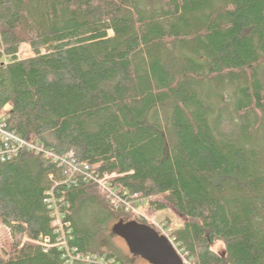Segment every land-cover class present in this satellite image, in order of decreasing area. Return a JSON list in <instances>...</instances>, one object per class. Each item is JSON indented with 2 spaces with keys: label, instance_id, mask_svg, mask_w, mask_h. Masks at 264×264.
<instances>
[{
  "label": "trees",
  "instance_id": "16d2710c",
  "mask_svg": "<svg viewBox=\"0 0 264 264\" xmlns=\"http://www.w3.org/2000/svg\"><path fill=\"white\" fill-rule=\"evenodd\" d=\"M0 116L119 175L112 190L140 195L148 215L169 211L191 264H264V0H0ZM66 173L33 151L0 162V264H64L59 248L23 244L56 241L54 187L69 245L128 264L112 227L148 222Z\"/></svg>",
  "mask_w": 264,
  "mask_h": 264
},
{
  "label": "built area",
  "instance_id": "2783aa9c",
  "mask_svg": "<svg viewBox=\"0 0 264 264\" xmlns=\"http://www.w3.org/2000/svg\"><path fill=\"white\" fill-rule=\"evenodd\" d=\"M5 123L6 121L3 116H0V162L11 160L22 151H33L37 154H42L46 158L52 159L54 162H58L61 166L67 167V181L72 179L75 174L82 172L86 175L87 179L94 181L107 192L110 200L116 207L124 205L127 211L135 212L140 210V208H137L133 204V202L140 199V195H130L127 192H124L123 195H120L116 191L112 190L110 181L119 175L105 174L100 176L91 168L89 164L76 163L72 159L73 154L70 153L65 157L54 155L52 152L45 150L34 142L26 140L16 133L7 130ZM49 178L50 180L54 179L52 175ZM55 188L56 187L52 188L46 193L45 203L50 213L51 228L53 230L54 236L56 237V241L51 242L49 238L31 239L25 236L23 244H36L41 246L45 251L53 247L59 248L63 252L64 264H122L116 258L110 257L108 255L82 254L77 250V248H72L69 245V240L72 239L71 229L70 223L65 220L66 215L64 212V209L68 207V204L62 198H59L56 195ZM154 226V230H156L160 236L166 238L169 241L174 250L182 259L183 263L191 264V261L187 256V252L180 247L173 236V232L177 228L173 224H168L164 221L156 222Z\"/></svg>",
  "mask_w": 264,
  "mask_h": 264
},
{
  "label": "water",
  "instance_id": "95a60500",
  "mask_svg": "<svg viewBox=\"0 0 264 264\" xmlns=\"http://www.w3.org/2000/svg\"><path fill=\"white\" fill-rule=\"evenodd\" d=\"M112 232L125 240L133 256L149 264H184L169 241L146 224L120 220L113 225Z\"/></svg>",
  "mask_w": 264,
  "mask_h": 264
},
{
  "label": "rangeland",
  "instance_id": "374dc122",
  "mask_svg": "<svg viewBox=\"0 0 264 264\" xmlns=\"http://www.w3.org/2000/svg\"><path fill=\"white\" fill-rule=\"evenodd\" d=\"M110 34L112 35V32ZM18 55H19L20 58L26 59V58L33 57L35 54L32 51V48H31L30 44L29 43H24L20 47ZM141 207L142 206L137 205V208H140V210L135 211V212L133 211V213H135L137 215H140L143 219H145L148 222V224H149L148 226H152L153 229L155 228L154 224L156 222L162 221L164 218H170L172 220V224L176 228L182 227V223L177 218L172 216V214L169 211L161 212L159 215H157V217L155 216L156 218H154V216L148 215L144 211V208L143 207L141 208ZM137 208H136V210H137ZM125 218H126V220L129 219V218L134 220L135 217L134 216H130V217L127 216ZM112 225L113 224H111V226ZM6 231H7L6 226L0 225V237L1 236L3 237ZM113 243H114L115 247L120 251V253H122L125 256L126 261H127L128 264H149L146 260L142 259L141 257L133 256L130 253L129 247L127 246L125 240L122 239L121 237L115 235L114 239H113ZM214 250L216 252H218V253H223V251H224L223 244L217 243L214 246Z\"/></svg>",
  "mask_w": 264,
  "mask_h": 264
},
{
  "label": "crops",
  "instance_id": "0c3cea01",
  "mask_svg": "<svg viewBox=\"0 0 264 264\" xmlns=\"http://www.w3.org/2000/svg\"><path fill=\"white\" fill-rule=\"evenodd\" d=\"M9 108V107H8Z\"/></svg>",
  "mask_w": 264,
  "mask_h": 264
}]
</instances>
